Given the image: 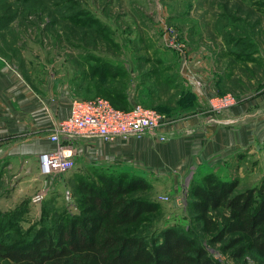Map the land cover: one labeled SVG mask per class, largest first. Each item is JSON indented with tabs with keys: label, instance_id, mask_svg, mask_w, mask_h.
Returning a JSON list of instances; mask_svg holds the SVG:
<instances>
[{
	"label": "rangeland",
	"instance_id": "1",
	"mask_svg": "<svg viewBox=\"0 0 264 264\" xmlns=\"http://www.w3.org/2000/svg\"><path fill=\"white\" fill-rule=\"evenodd\" d=\"M75 1L79 17L93 21L92 28L63 20L58 22L62 27L53 24V30L46 29L49 17L45 11L39 13L37 7L46 6L41 2L33 8L37 15L31 12L10 24L13 34L6 33L5 43L0 40V63L14 68L40 93L46 89L51 93L59 86L81 99L104 98L92 89L103 81L92 77L94 82L86 75L89 65L98 67L96 75L103 66L108 75L114 73L104 82L118 85L124 95L120 108L138 103L158 110L165 117V127L190 119L195 121L192 128L206 121L222 125L232 112L246 114L241 120H248L247 114L257 104H251L253 96L264 90V0ZM85 54L95 60L86 62ZM191 57H196L192 73L197 80L187 72ZM223 95L232 96L234 102L218 112L210 109L208 99ZM182 128L185 131L184 124ZM98 140L78 139L74 165L49 176L37 173L35 161L25 159L21 168L18 162L1 159L0 239L27 237L39 227L54 226L60 215L67 221L78 214L79 181L99 184L120 177L124 183L129 174H141L119 156L111 161L98 158L94 152ZM238 155L211 171L226 180L236 179V190L255 184L264 174V135L256 146L240 149ZM190 176L199 179L193 171L184 182L181 179L184 185L171 184L169 177L147 176L146 188L128 193L156 201L155 211L143 213L150 219L143 223L148 233L155 235L159 228L174 225L198 238L199 226L188 208ZM41 187L45 194L33 201L31 196ZM200 240L215 258L232 264L216 246Z\"/></svg>",
	"mask_w": 264,
	"mask_h": 264
},
{
	"label": "trees",
	"instance_id": "2",
	"mask_svg": "<svg viewBox=\"0 0 264 264\" xmlns=\"http://www.w3.org/2000/svg\"><path fill=\"white\" fill-rule=\"evenodd\" d=\"M41 2L46 6H38ZM75 5V0H0V40L5 43L6 33L13 34L10 24L19 16L37 15L35 6L49 17L46 29L53 30V24L63 20L71 26L92 28L93 21L81 19ZM46 29L44 26V32ZM234 55L243 61L239 54ZM83 57L86 62L95 60L89 54ZM97 70L96 65H89L86 74L88 79L103 81L93 84V93L102 94L118 108L123 93L118 85L104 82L114 73L108 75L102 66L96 75ZM128 176L124 183L120 177L102 179L99 184L79 181V213L67 221L60 215L54 226L39 227L27 237L0 239V264H231L215 258L200 238L216 246L232 264H248V260L264 264V174L240 190L235 189L236 179L226 180L211 171L199 179L192 177L188 208L191 220L199 226L198 238L174 225L159 228L155 235L148 233L143 223L150 219L143 213L155 211L158 205L151 196L128 194L149 185L141 174Z\"/></svg>",
	"mask_w": 264,
	"mask_h": 264
},
{
	"label": "crops",
	"instance_id": "3",
	"mask_svg": "<svg viewBox=\"0 0 264 264\" xmlns=\"http://www.w3.org/2000/svg\"><path fill=\"white\" fill-rule=\"evenodd\" d=\"M195 61L196 57H191L192 67L187 72L197 80V75L192 73ZM58 87L51 93L49 89L40 93L14 68L0 64V161L6 158L23 168L22 161L29 159L37 166V155L53 147L47 135L53 123L68 114L73 99L68 89ZM253 97L251 104H257L247 114V121L241 120L246 114L232 112L225 118L227 123L219 125L206 121L192 128L195 121L190 119L183 123L185 131L183 124L164 127L170 134L163 141L149 137L113 142L98 140L94 152L98 158L107 161L119 156L122 163L138 170L144 177L159 175L169 177L171 184L184 185L181 179L184 182L187 173L193 171L201 176L219 169L226 158L238 156L240 149L256 146L264 135V90ZM39 178L36 179L40 182Z\"/></svg>",
	"mask_w": 264,
	"mask_h": 264
},
{
	"label": "built area",
	"instance_id": "4",
	"mask_svg": "<svg viewBox=\"0 0 264 264\" xmlns=\"http://www.w3.org/2000/svg\"><path fill=\"white\" fill-rule=\"evenodd\" d=\"M232 102L234 98L230 95L208 99L210 109L216 112ZM164 121L163 113L138 103L128 109H119L101 97L73 98L68 114L55 121L47 135L53 147L37 155V173L49 176L70 169L74 165L78 139L98 138L103 142H113L149 137L163 141L170 134L164 130ZM44 191V188L36 190L31 199L40 200Z\"/></svg>",
	"mask_w": 264,
	"mask_h": 264
}]
</instances>
